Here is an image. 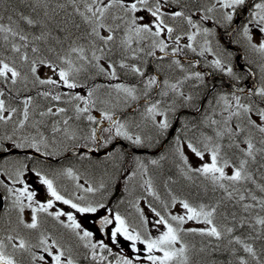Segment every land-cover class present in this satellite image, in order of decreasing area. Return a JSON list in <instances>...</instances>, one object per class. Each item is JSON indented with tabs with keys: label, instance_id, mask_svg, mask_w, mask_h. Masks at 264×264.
I'll list each match as a JSON object with an SVG mask.
<instances>
[{
	"label": "snow or ice",
	"instance_id": "snow-or-ice-1",
	"mask_svg": "<svg viewBox=\"0 0 264 264\" xmlns=\"http://www.w3.org/2000/svg\"><path fill=\"white\" fill-rule=\"evenodd\" d=\"M19 2L27 12L11 9L7 23L0 15V153L31 149L44 157L58 156L56 145L81 138L86 143L74 146L84 149L78 154L85 159L116 138L136 148L153 147L151 131L157 136L167 133L172 127L170 116L182 109L201 112L199 97L185 88L190 83L193 88L206 87V75L194 70L200 60L188 59L189 52L197 57L211 56L206 59L211 68L233 80L241 79L233 69L232 53L219 41L213 46V39L220 26H231L244 9L247 19L233 43L243 41L259 57L261 78L252 88L217 94L201 119L184 122L173 139L171 152L178 161L177 172L189 181L199 178L196 187L204 196L209 190H219L222 195L214 202L194 203L177 196L170 187L176 182L171 176L163 181L166 195L162 196L151 169L161 167L166 155L147 160L135 156L134 168L125 174L126 190L128 183L136 182L129 195H134L136 188L142 192L128 201L138 217L135 224L108 207L104 197L95 199L107 188L103 178L81 182L82 177L71 167L53 170L50 175L29 166L31 153L24 159L0 163V188L6 192L0 199L10 200L17 213V227L39 232L35 243L16 228L0 237V264H22L18 255L23 254L30 264H80V249L91 264H141V260L193 264L195 256L217 253L227 254L228 264H264V247L259 251L255 247L256 241L264 242V0H57L55 7L52 0ZM4 3L0 0V5ZM59 11L73 18L71 27L67 19L57 21ZM154 63L155 70L150 73ZM42 68L52 74L41 76ZM247 71L249 76L255 75L251 69ZM121 74L136 78V83L122 81ZM98 77L107 83L96 84ZM41 86L47 88L41 90ZM82 88H87L86 94L75 91ZM14 89L22 108L3 98L6 91L13 95ZM33 89L36 97L68 107L52 104L41 108L31 94ZM102 89L106 95H98ZM141 102L139 122L116 115L118 109L132 111ZM92 110L108 122L102 129L106 136L99 134L100 120ZM72 120H87L88 134L80 137ZM189 154L198 164L194 166ZM123 158L119 153V159ZM105 159L115 162L117 154L108 152ZM28 173L45 187L44 201L37 198L26 178ZM64 178L76 182L73 191L61 188L58 181ZM56 202L71 210L56 207ZM229 205L238 211H229ZM177 206L182 212L173 214ZM26 210H30V220L25 219ZM101 210L104 215L96 220L97 231L108 236L113 245L123 237L136 254L134 258L119 253L113 259L112 247L97 240L77 218ZM147 213L155 219L150 220ZM41 214L65 231L56 235L43 230ZM192 221L203 226L185 227ZM149 224L158 235L151 234ZM188 235L207 238V242L197 248L185 239ZM138 244L143 245L142 250ZM204 264L215 262L205 260Z\"/></svg>",
	"mask_w": 264,
	"mask_h": 264
},
{
	"label": "trees",
	"instance_id": "trees-1",
	"mask_svg": "<svg viewBox=\"0 0 264 264\" xmlns=\"http://www.w3.org/2000/svg\"><path fill=\"white\" fill-rule=\"evenodd\" d=\"M56 2H57V0H52V6L53 7H55ZM12 8L19 9V10L24 11V12L28 11V9L26 7H24V6H22L20 4L19 0H5V3L0 5V15L2 14L4 16V21H3L4 23L8 22L7 21V16L9 14H11V9ZM71 11L72 10L69 7L67 9V12L71 13ZM56 19H57V21H64L65 19H67L69 21V26L71 27V21H72L73 18L71 16H67L64 11H59V15L57 16ZM76 22L77 23L79 22L78 18L76 19ZM72 30L74 31V29H72ZM4 54L8 55V53L6 51L4 52ZM106 82L107 81L105 80L104 77H98L96 79V81H95L96 84H101V85L106 84ZM89 84L91 85V82H89ZM17 87H20V85H17ZM29 87L31 88L30 84H29ZM46 88H47L46 86H41V90H44ZM14 94H15V89L13 90V95H11V96L6 91L3 98L11 106L22 108V106L20 104V101L15 98ZM31 94L33 96L36 95V90L33 89ZM105 94H106L105 90L102 89L101 92L98 95H105ZM139 106H144V105L141 102L139 104ZM64 107H68V106H64ZM202 113L200 115H202ZM68 115H70V116L72 115L71 111H69ZM199 116H197V118H199V120H200L201 117H199ZM58 118L59 117L52 118V119H58ZM193 119H194V117H192V116H184L182 118V120L179 121V127L181 125V122H186V121H192L193 122ZM70 123L72 124L73 127H76V128L79 129L78 135L80 137H83V136L88 134L89 130L86 128V125L83 122V120H81V121L72 120ZM7 127L10 129L11 128V124H9ZM189 127H191V125ZM0 131H3V129L0 128ZM84 143H86V141L81 138V139H78L77 141H74V142L73 141H65L62 144V146H68V145H72V144H82L83 145ZM8 146L10 147V145H8ZM61 147H60V149H61ZM163 151L164 152H163L162 155H166L167 159L162 162V166L161 167H158V168H155V169H151L154 172L159 173L158 178H157L156 174H154V175L156 177L157 189H158V191H160L162 196L166 195V193H165V190L163 188V185L160 182H163L165 179H167V177L171 176V177H173V180H175L176 182L174 184H171L170 187L177 194V196H179L181 198H188L191 201H193L194 203H198L201 200H203V202H205V203L210 202V201L214 202L215 200L219 199V197L222 195V193L219 190H217L216 192H213V191L209 190L208 193H207V196H204L203 192L196 187V185L200 184V179L199 178L193 177V181H195V183H193V181H189L187 179L185 180V178H182L178 173H177V176H175L174 173L172 171H170L171 168H172L173 162L169 161V160L171 159V156L174 159V157L172 155V152H171V141L168 144H166V147L164 148ZM167 152H169L170 157L168 156ZM26 156L27 155H25L23 157H26ZM145 156L146 155H141L140 157H145ZM90 164H92V163H90ZM75 165H77V164H75ZM150 168H151V166H150ZM107 187L110 188V192L115 193L118 197H120V196L126 197L125 196V191H124L122 186H118L117 184H115V186L112 187V183H108ZM132 189H133V187L131 188V190ZM131 190H128V191H131ZM135 193L136 194L139 193L136 196L142 195V192H141V190L139 188L135 189ZM112 199H113V197L111 195L109 200H112ZM126 199H128V198H126ZM149 199H150V197H149ZM117 207H120V206H117ZM116 211H119L120 213H122L124 215H127V213H128L127 212L128 209H124V208H121V207H120V209H117ZM221 211H223V209H221ZM229 211H238V209H232L231 205H229ZM16 221L17 220H15V222L11 221L10 225H12V228H14V226L15 227L17 226ZM6 222H7V220L5 218V215L4 216L1 215L0 216V237H3V236H5L7 234L6 233ZM44 228H45V225L42 224V229L45 230ZM19 229L22 230L25 238L28 239L31 243L36 242L35 239H37V236L39 235L38 231L24 229L23 227H20ZM46 229H48V228L46 227ZM247 231L248 230L245 229V233ZM237 234L239 235L240 233L238 232ZM185 239L187 241H189L190 243L195 244L197 248H199L202 243H206L207 242V238H201L200 236H193V235H188V236L185 237ZM255 247L259 251L262 247H264V242L256 241ZM80 253H81V255L79 257L80 264H91L90 259H85L84 258L85 250L84 249H80ZM229 259H230V257L227 254H221V253H217L215 256H212V257L195 256L193 258V264H204L205 260L214 261L215 264H228ZM20 260H21L22 264H30L29 258H25L23 256V257L20 258ZM141 264H148V262H141Z\"/></svg>",
	"mask_w": 264,
	"mask_h": 264
},
{
	"label": "rangeland",
	"instance_id": "rangeland-1",
	"mask_svg": "<svg viewBox=\"0 0 264 264\" xmlns=\"http://www.w3.org/2000/svg\"><path fill=\"white\" fill-rule=\"evenodd\" d=\"M209 26H211V25H209ZM240 42H243V41H240ZM216 43H217V41H216V39L214 38L213 39V46H215L216 45ZM243 44H244V46H245V48L247 49V47H246V45H245V43L243 42ZM247 51H248V53H249V59H250V61L251 62H253L255 65H256V68H258L259 69V64L261 63V61H260V59H259V57L258 56H256V55H254V54H252L248 49H247ZM190 53V52H189ZM192 55H195V54H193V53H191ZM205 58V57H204ZM207 58L209 59H211L212 57L211 56H207ZM207 58H205V59H207ZM40 73H41V75L42 76H45V75H51L52 73L47 69V68H42L41 70H40ZM134 78V77H133ZM120 79L122 80V81H124V82H126V83H134L130 78H122V77H120ZM116 81H113V83H115ZM64 90H66V89H61V91H64ZM185 90H189V91H191V92H198V89H186L185 88ZM75 91H78V92H80L81 94H86V91H87V88H82V89H76ZM201 93V92H200ZM99 94V93H98ZM106 95V94H105ZM34 97H36V95H34ZM36 99H41L40 100V102L42 103V104H46L47 103V100L46 99H43V98H41V97H36ZM22 106V105H21ZM41 108H43L42 106H40ZM208 107H210V104H208L207 105V108ZM143 109V106H139L138 107V109H136V110H134L132 113H130V112H128V110L127 109H123V110H121V115L120 116H118L120 119H122V120H124V119H132L133 117L137 120V122H139V112L141 111ZM92 112H93V114L94 115H96L97 116V118L98 119H100V117H99V113L96 111V110H92ZM127 115V114H132V115H127V116H124V115ZM174 116V115H173ZM173 116H170V120H171V118L173 117ZM199 117H201V115L199 116ZM18 118V117H17ZM199 121V118H194L193 119V122L195 123V122H198ZM83 122H86V123H88V125H89V122L87 121V120H83ZM51 124V122H49V125ZM183 124H184V122H181V126H180V129H182V126H183ZM190 126V125H189ZM89 127H90V125H89ZM87 128H88V126H87ZM89 130V129H88ZM145 132H146V134H147V130H145ZM101 134L103 135V136H106L107 134L106 133H103V132H101ZM151 135H152V137L154 138L155 137V135L154 134H152L151 133ZM164 135V134H163ZM163 135H160V136H163ZM157 138V137H156ZM49 139H51V136L49 135ZM62 144L63 143H60V144H58V145H56V147L57 148H59V147H61L62 146ZM42 152H43V149H42ZM167 154H168V156L170 157V155H169V152H167ZM190 155V157H191V154H189ZM16 155H13V156H11V157H13L12 159H17L18 157H15ZM25 157H20L19 159H24ZM191 159H192V162H193V164H194V166L196 165V164H198V161L196 160V158L195 157H191ZM5 160H11L10 158H6V159H2V160H0V163H3ZM169 160V159H168ZM169 161H173V165H172V168H171V170L170 171H172L173 173H174V175L175 176H177V169H176V167H175V164H176V161L172 158V156H171V159L169 160ZM168 161V162H169ZM70 162V161H69ZM38 163H39V159H36V158H33L32 160H31V162H30V164L33 166L34 164H37L38 165ZM83 164L82 165V167H81V171H86V172H91V170H92V165L89 163V162H86V161H84V160H82L81 162H79V164ZM102 163H104V164H106V165H110L112 162H110V163H108V162H106V161H102ZM44 167V168H43ZM42 168L45 170V171H48L49 172V169H51L52 168V165H51V163H47V165H45V166H43ZM113 169H114V167H113ZM152 171V170H151ZM78 173V172H77ZM152 173H153V171H152ZM31 176V175H30ZM118 177H120L119 178V180H118V182H117V185L118 186H122V187H124V185H125V174L122 172V173H119V175H118ZM165 177V176H164ZM26 178H27V180H28V178L29 177H27L26 176ZM173 178V177H172ZM183 178V177H182ZM186 180V179H185ZM134 183H136L135 181H133V182H130V183H128V185H133ZM162 185H163V182H160ZM40 185V184H39ZM40 187H44V186H42V185H40ZM130 188H132V187H130ZM44 190V189H43ZM37 191V190H36ZM46 192V190L45 191H43L42 193H45ZM37 193H38V197L37 198H39V196H40V194L41 193H39L38 191H37ZM104 193H105V195H110L111 194V192H110V188L109 187H107L106 188V190L104 191ZM112 195V197H113V201H112V203L115 201L116 202V204H118L119 206H122V204H121V202H120V198L115 194V193H112L111 194ZM8 201V200H7ZM124 201V207H126V209H128L129 211H130V214H129V217H130V219H131V222L132 223H138V217H137V215H136V213H135V211L130 207V205H129V203H128V201L127 200H123ZM106 203V205H108V201H106L105 202ZM7 206H8V204H7ZM7 206L3 209V210H5V209H7ZM56 207H60L59 205H55ZM141 207H145L143 204L141 205ZM60 208H62L63 210H65V211H70L69 209H67V208H64V207H60ZM3 210H1L0 211V214L2 213V211ZM54 209H50V211H53ZM145 211L147 212V208L145 207ZM182 212V210L179 208V206H177L175 209H174V212H173V214H176V213H181ZM101 213H104V211L103 210H101L98 214H87L86 216H81V215H79L78 214V216H77V218H78V220L81 222V224L85 227V228H88L89 230H91V231H93L94 233H95V238L97 239V240H99V239H103L100 235H98V234H96V230H94L93 229V226H95V219H96V217L99 215V214H101ZM148 214V217H149V219L150 220H154L155 219V217L153 216V214H151V213H147ZM44 217H45V215L44 214H42ZM1 216V215H0ZM24 216H25V219L26 220H30V210H26L25 211V214H24ZM48 218H50V217H48ZM63 219H66V218H63ZM9 222H10V220H9ZM201 226H203V225H200V224H197L196 222H194V221H192V222H188L186 225H185V227H201ZM148 230L151 232V234L153 235V236H156V235H158L159 234V232L158 231H156V230H154V229H152V226H151V224H149V226H148ZM161 231L163 230V228H161L160 229ZM22 236H24V235H22ZM25 237V236H24ZM104 241H105V243H107V244H109V246L110 247H112V249H113V259L115 258V255L116 254H119V253H122V254H124V255H126V256H129V257H133L134 258V256L136 255L135 253H133L132 252V250L130 249V247H129V242H127V241H125L124 239H123V237H120L119 238V242L117 243V244H115V245H113L112 244V242H111V240L109 239V237L107 238V239H103ZM35 243V242H34ZM138 248H140L141 250L143 249V245H139L138 244ZM10 251H11V249H9ZM34 251H36V252H39L40 250L39 249H33ZM105 255H107V253H105ZM140 255L141 256H143L144 255V253H143V251H141V253H140ZM19 256H24L25 258H28V256H27V254H23V255H19ZM141 262H145V261H143V260H141Z\"/></svg>",
	"mask_w": 264,
	"mask_h": 264
},
{
	"label": "flooded vegetation",
	"instance_id": "flooded-vegetation-1",
	"mask_svg": "<svg viewBox=\"0 0 264 264\" xmlns=\"http://www.w3.org/2000/svg\"><path fill=\"white\" fill-rule=\"evenodd\" d=\"M250 6H251V4H250ZM247 19V14H246V16H245V18L239 23V25H238V27H237V30H238V28H239V26L245 21ZM220 27H223V26H220ZM225 28V27H224ZM237 30L234 32V34H233V36H232V41H235L236 39H237ZM233 44H236V45H238L242 50H243V52H244V59H243V62L244 63H246L251 69H252V71H253V73H255V75H254V78H255V80H256V82L258 83L259 82V80H260V71H259V69L258 68H256V65L253 63V62H251L250 61V59H249V53H248V51H247V49L245 48V46H244V44H243V42H239V43H233ZM221 45V44H220ZM222 46V45H221ZM223 47V46H222ZM224 48V47H223ZM225 50H226V52H230V53H232V55H231V57H230V59H231V63H232V65H233V69H234V71L241 77V79L240 80H233V79H231L230 77H228L227 75H225L224 73H221V72H219V71H217V70H215V69H213V68H211L207 63H206V59L204 58V57H197L196 55H193L194 57H196L197 59H199L200 60V63H199V65H197L196 66V68L194 69V70H199V71H201L202 73H205V75H206V78H205V80H206V82H207V77H210L211 75H213V74H220V75H222V76H224V77H226V78H228L229 80H231V81H233V82H235V83H237V84H240V83H243V82H246L247 80H248V78H249V74H248V71L247 70H245V69H238V68H236L235 66H234V61H233V59H234V57H235V55H236V52L235 51H232V50H229V49H226V48H224ZM208 59V58H207ZM209 60H210V58H209ZM249 62H251V63H249ZM185 64H187L186 62H185ZM206 70L207 71H209L208 73H206ZM207 84H208V86H210V97H214L218 92H223V93H225V92H228V93H230L229 91H227V90H225L223 87H221V86H212V85H210L208 82H207ZM203 88H205V89H207L206 87H203ZM239 94V93H238ZM241 95H243V94H241ZM74 159V158H73ZM73 159H71V160H65V159H60V160H58V161H56V162H54V163H52L51 165H52V168H51V170H60V169H62V168H67V167H71V166H68V164H70V163H72V160ZM67 161H70V162H67ZM62 163V164H61ZM73 164H76V163H73ZM71 168H73L74 170H76V171H78V169L77 168H74V167H71ZM31 175H34V174H31ZM35 176V175H34ZM81 182H83V178H82V180H81ZM29 183L31 184V186H38V184L36 183V181L34 180V179H30L29 180ZM58 183L60 184V186H61V188L62 189H65V188H67L68 186H69V191L71 192V191H73V186H74V184L76 183L75 181H73V182H71L70 183V185H68V183L67 182H65V183H60V181H58ZM42 200H45L44 199V197L42 198ZM60 207H65V208H67V209H69V210H71L68 206H66V205H59ZM96 226H93V228H95ZM108 236H106L105 237V239L107 238ZM103 238V237H102ZM104 239V238H103Z\"/></svg>",
	"mask_w": 264,
	"mask_h": 264
},
{
	"label": "water",
	"instance_id": "water-1",
	"mask_svg": "<svg viewBox=\"0 0 264 264\" xmlns=\"http://www.w3.org/2000/svg\"><path fill=\"white\" fill-rule=\"evenodd\" d=\"M244 13H245V9L240 12V14H239L240 18L243 17ZM237 23H238V18L236 19V21L233 23L232 27L229 30H227V31H220L219 38H220L221 42L225 46L230 47L232 49L235 48V49L238 50V55L235 58V62L237 63V67L249 69L246 65H243L240 62V60L243 58L242 52L237 47H231V40H230L229 37H230L232 31L235 29V26H236ZM213 78L216 79L215 84H220V85H222L223 87H225L228 90L236 91L237 89H241V88H245L246 89V87H247L244 84H235L232 81H229L227 79H224L223 77H220V76H216V77L213 76ZM106 124H108V122H103V121L100 122V126L106 125ZM100 126H99V128H100ZM125 148L127 149V151H130V152L131 151H134V150H132L131 147L126 146ZM82 151H83L82 148L73 147V148H70L69 149V151H68L67 154L68 155H76V154H78V153H80ZM9 153H31L32 155H35V156L44 157L41 154L35 153V151L34 150H31V149H29V150H13V151L8 152V153H0V157L4 156L6 154H9ZM91 154L100 155L101 152L100 153H98V152H91ZM45 159L50 160L49 157H45ZM1 205H2V199H0V208H1Z\"/></svg>",
	"mask_w": 264,
	"mask_h": 264
},
{
	"label": "bare ground",
	"instance_id": "bare-ground-1",
	"mask_svg": "<svg viewBox=\"0 0 264 264\" xmlns=\"http://www.w3.org/2000/svg\"><path fill=\"white\" fill-rule=\"evenodd\" d=\"M8 5V4H7ZM19 7V6H18ZM8 8V7H7ZM13 9V8H12ZM2 15V14H1ZM154 65H155V63H154ZM178 75V74H177ZM205 85H206V88H207V90L209 91L210 90V86H208V84H207V82H206V80H205ZM200 88H203V87H200ZM186 89H198L199 90V88H193L192 86H191V83L189 84V85H187L186 86ZM186 92L187 91H189V90H185ZM193 93V92H192ZM194 95H196L195 93H193ZM213 100V99H212ZM211 100V101H212ZM201 105V104H200ZM201 106H203V105H201ZM189 109H182V112H185V111H188ZM176 115V114H175ZM163 140V141H160V140ZM156 141L157 142H160V143H158L159 144V147L155 150V151H153V152H151V153H149V154H147L143 159H145V160H147V159H154V158H158V157H160L162 154H163V150H164V148L166 147V144H168L170 141H168V140H164L161 136L160 137H158V138H156ZM72 145H74V144H72ZM72 145H68V146H66V149H65V152H63V148H65V146H62L61 147V149H60V147L59 148H57V150H59V153H60V155H58V156H51V158L54 160V159H56V158H64L65 160H71V159H73L72 160V163L74 162V163H76V164H79V162H81L83 159H82V157H81V155H79V154H76V155H68L67 153H68V151H69V149L71 148V146ZM62 164V163H61ZM128 190H131V188H128L127 189V191H126V198H128L129 196H131V195H129V191ZM135 193V192H134ZM111 194H112V192H111ZM111 194L110 195H105V193L103 192V193H100V196L101 197H104V200H109V198H110V196H111ZM100 215H104V213H101ZM98 218H96V220H97ZM95 230H97V226L95 227Z\"/></svg>",
	"mask_w": 264,
	"mask_h": 264
}]
</instances>
